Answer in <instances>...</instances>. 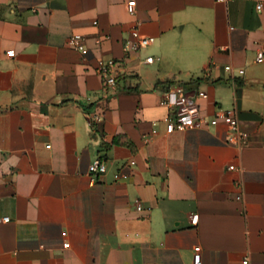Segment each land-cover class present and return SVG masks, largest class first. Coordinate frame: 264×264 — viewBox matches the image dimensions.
I'll list each match as a JSON object with an SVG mask.
<instances>
[{
  "label": "crops",
  "instance_id": "obj_1",
  "mask_svg": "<svg viewBox=\"0 0 264 264\" xmlns=\"http://www.w3.org/2000/svg\"><path fill=\"white\" fill-rule=\"evenodd\" d=\"M133 29L154 40L125 52ZM258 48L264 0H137L133 15L124 0H0V264H192L195 246L202 264H264ZM172 83L206 93L200 126L165 132Z\"/></svg>",
  "mask_w": 264,
  "mask_h": 264
},
{
  "label": "built area",
  "instance_id": "obj_2",
  "mask_svg": "<svg viewBox=\"0 0 264 264\" xmlns=\"http://www.w3.org/2000/svg\"><path fill=\"white\" fill-rule=\"evenodd\" d=\"M220 2H226L228 0H218ZM126 11L133 15L136 11L137 0H124ZM257 10L261 9V4L256 5ZM153 37L143 35L137 29H133L124 42V51H136L142 48H146L153 42ZM68 44L82 55L87 52L84 44V39L81 34H73L67 39ZM8 56H13V50L6 51ZM151 57H147L146 61H151ZM264 60V49L258 48L256 50V61L260 62ZM116 62L109 60L107 62L100 61L97 69V73L103 80L106 87H112L116 85V77L114 75ZM225 70L233 73V68L230 65H226ZM238 73H243L242 69L238 70ZM195 97H206L204 91L188 90L185 85L180 83L170 84L165 91L161 94V103L168 108V114L162 119L164 129L166 133H173L175 131H184L186 129L200 126L204 120L200 115L199 106L195 100ZM216 116L223 119L228 126L229 134L227 142L236 146H241L247 140V133L243 131L239 125L236 110L219 108L216 112ZM100 120V117L93 115L89 117V124L94 127L95 123ZM155 132V130L153 131ZM231 168V166H230ZM105 169V161L102 158H96L88 166V171L97 175L102 173ZM136 209L141 210V204L136 201ZM197 215H192L190 218L191 224L197 223ZM9 222V217H0V224ZM69 243H63L64 247H67ZM242 264H255L249 256H245L241 260ZM192 264H202L201 248L195 246L193 249Z\"/></svg>",
  "mask_w": 264,
  "mask_h": 264
},
{
  "label": "trees",
  "instance_id": "obj_3",
  "mask_svg": "<svg viewBox=\"0 0 264 264\" xmlns=\"http://www.w3.org/2000/svg\"><path fill=\"white\" fill-rule=\"evenodd\" d=\"M129 77H132V76H129ZM125 78V77H124Z\"/></svg>",
  "mask_w": 264,
  "mask_h": 264
}]
</instances>
